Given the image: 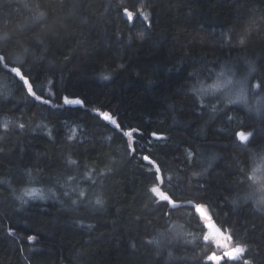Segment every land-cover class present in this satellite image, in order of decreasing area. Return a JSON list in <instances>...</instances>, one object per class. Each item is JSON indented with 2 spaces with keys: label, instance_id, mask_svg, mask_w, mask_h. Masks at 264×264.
<instances>
[{
  "label": "trees",
  "instance_id": "trees-1",
  "mask_svg": "<svg viewBox=\"0 0 264 264\" xmlns=\"http://www.w3.org/2000/svg\"><path fill=\"white\" fill-rule=\"evenodd\" d=\"M141 4L150 20L126 22L122 8ZM39 12L46 19L30 24ZM42 31L43 43L33 39ZM3 32L14 39L0 49L14 58L28 48L22 70L36 78L38 94L55 96L40 104L0 70V264H213L205 259L213 250L203 242L207 221L191 208L169 213L154 203L146 154L162 169L163 190L208 204L211 220L249 245L245 258L264 264V207L244 199L264 148V117L253 119L221 91H193L221 83V70L243 77L249 62L251 85L264 80V0H0ZM64 95L84 106L63 105ZM93 109L109 111L123 131L139 130L135 153ZM237 112V125L226 127ZM239 130L252 131L248 144L236 139ZM31 178L51 189L48 199H17ZM80 190L86 196L73 205ZM97 195L102 208L94 206Z\"/></svg>",
  "mask_w": 264,
  "mask_h": 264
},
{
  "label": "snow or ice",
  "instance_id": "snow-or-ice-1",
  "mask_svg": "<svg viewBox=\"0 0 264 264\" xmlns=\"http://www.w3.org/2000/svg\"><path fill=\"white\" fill-rule=\"evenodd\" d=\"M145 7L147 5L141 4L139 8H137L135 11L130 10L128 7L122 8V15L125 18L126 22L128 23H134V21L137 18H142L144 22H148L150 20V13L148 11H145ZM46 19V13L39 12L38 14L34 15L31 20L30 24H37V22L43 21ZM150 27V24L148 25ZM22 31V29H21ZM47 35L46 32H39L36 33L33 39L43 43V38ZM139 40L144 39V34L140 33L137 37ZM14 37L10 35L8 32H3L0 34V44L7 45L10 43ZM131 40V36L129 37ZM240 45H244L245 38L241 37L239 39ZM22 47V52L18 55H16L14 58L6 53L5 49H0V70H7L9 74H14V76L10 75V79L14 85L17 86L18 89L26 91L27 96H30L33 98L34 101H38L40 104L43 105H52V99L51 97L55 96V93L51 90L48 91L47 95L49 98H45V95L43 93V89L41 90V93L38 94L35 90L34 85L36 84V78L31 76L30 71H23L25 60L24 57L29 54V49ZM10 64L13 65H19V66H9ZM120 69H124V65H119ZM256 72L255 64L252 62L248 63L247 67V73L238 81H236V84L238 85L237 90V99L232 100L229 99L227 103L229 104H235L239 102L240 100L246 101L247 97V81L248 76H250L252 73ZM229 73V79L227 80V84H233V80L231 77L235 76L236 73L233 71V69H228ZM225 72L224 70H221L220 73L217 74V80H219L220 77L224 76ZM18 82L17 83V79ZM104 80L110 79V76L104 75L102 77ZM51 83V81H49ZM252 87H255L257 89L264 90V80L258 81L255 85H252ZM42 88V86H41ZM209 89L212 90L213 94L216 91L221 90V86L219 84L209 85L207 88L201 85L199 88L193 89L195 93H203L207 92ZM10 95L11 92H8ZM5 95L4 92H0V96ZM63 101V105H79L81 107L84 106V101L80 98H69L68 95H64L61 97ZM60 104H56L55 107H60ZM215 111V108H213ZM249 111H256L257 113L261 112V108L257 107L253 109L251 106L248 108ZM93 111L96 113L98 117H100L102 120L107 121L111 125L115 126L116 129H119L123 132V135L128 138V144L127 148L131 153L136 152L135 147V141L133 140V132H138V129H132L131 131H123L121 129L120 123H118L117 119L114 118V116L109 111H101L100 109H93ZM231 120L232 118L229 117ZM19 128L23 129L25 125L23 123H20L18 125ZM5 130H7L8 125H4ZM152 137H155L156 139H164V137L159 136L156 132L151 133ZM253 133L250 131H237L235 133L236 139H238L241 143H248L250 139L252 138ZM150 143V141H149ZM192 153L189 152V156H191ZM142 159L144 161L148 162V165L150 166L148 168V171L150 173L154 174V182L152 183L151 187L149 188L150 193L156 198L154 203H161L163 202L164 206H166L169 209V213L176 211L182 207H188L194 210V213L197 214L198 217H202L203 220L211 221L212 217L210 215V206L202 201L195 202L193 199H188L186 201H182L179 198L174 199V196L178 197V194L175 191H172L171 194H169V191L163 190L165 186V176L162 172L161 167L156 163L154 159H151L149 155H143ZM67 163L69 165H76V161L72 159H68ZM108 171H111V168L108 169ZM31 175V171L28 173ZM100 174H103V170H101ZM194 175H198L194 173ZM250 180L256 181L257 177L253 174L252 176L248 177ZM68 179H75L74 177H69ZM84 179H91V173H86L84 176ZM168 185H171V177L168 178ZM203 187V186H201ZM51 191V189H49ZM75 191V189H73ZM257 191L261 192L262 194L259 196V198L255 199V204L258 207H264V184H261ZM65 196H68L69 193L67 191L64 192ZM183 194L180 193L179 196H182ZM254 193H250L248 196H246L244 199L249 200L254 198ZM78 196L80 199L78 200H72L71 203L73 205H76L80 202L83 198H85L86 193L84 190H80L78 193ZM44 190L42 188H35V187H25L22 191V194L17 197L18 200H20L22 203H27L29 200H36L45 199ZM89 203H93L92 201H88ZM104 199L102 195H97L94 200V206L97 207H103L104 206ZM235 203V201H234ZM169 213H166L168 215ZM202 224L203 221H200ZM89 228L92 226L89 225ZM176 226L173 225V228ZM208 227L213 228V232L211 234L205 233L203 235V242L212 248L213 250L209 252L205 259L207 261L213 262V264H228L229 261L233 262H242V264H251V261L249 259L245 258V254L250 251V247L247 243L242 242L238 236H234V229L225 227L223 222H221L219 225L215 223H209ZM9 234L14 235L11 229H9ZM180 233L177 232L176 236L179 237ZM27 239L29 241H34L37 239L36 236H28ZM149 243H156L159 244V240L153 238V240L148 241ZM172 254L169 252V257H171Z\"/></svg>",
  "mask_w": 264,
  "mask_h": 264
},
{
  "label": "rangeland",
  "instance_id": "rangeland-1",
  "mask_svg": "<svg viewBox=\"0 0 264 264\" xmlns=\"http://www.w3.org/2000/svg\"><path fill=\"white\" fill-rule=\"evenodd\" d=\"M241 78H242V76H239V74H236L235 76L231 77V79L233 80V84H227V80L229 79V76H227V75H224V76L219 78V80L221 81V83H219V85L221 84L220 85L221 86L220 91L222 93L221 96L223 97V99H225L227 101L229 99H232V100L237 99L236 93L238 90V85L236 84V81L240 80ZM252 85H255V84H252ZM252 85H251L250 81H247L246 101L240 100L239 102H237V104L243 106L244 107L243 111H245L246 114H248V115L250 114L251 116H253L252 117L253 119L263 118L264 117V90L252 87ZM221 96H220V98L217 97V99H222ZM249 106H251L253 109L259 107V108H261V112L257 113L256 111H249L248 110ZM229 117H231L232 119L230 120ZM239 118H240V114L238 112L235 114L231 113L226 119L225 126L228 127V123L236 124L235 122H237ZM67 130H68L69 135H76L78 133V129L76 126L70 125L67 128ZM127 131H131V130H127ZM239 131H242V130H239ZM244 131H250V130H244ZM250 132H252V131H250ZM133 136H134V134H133ZM246 144H248V143H246ZM250 174H251V176L254 174L257 177L256 181L252 180L254 188L253 189L251 188L252 193L255 194L254 198H253V200L255 201V199L259 198V196L262 194L261 192L257 191V189L259 188V186L261 184H264V148L261 149V152L257 156V158L254 162L253 169H251ZM29 183H31V185L29 187L42 188L44 190V195L46 197L45 199H48L51 196V191H49L50 188L47 186H43L42 183L37 178L29 179ZM22 191L20 190V193L17 196H20L22 194ZM45 199H43V200H45ZM36 200H40V199H36ZM208 231H209V234H211L214 230H213V228L208 227Z\"/></svg>",
  "mask_w": 264,
  "mask_h": 264
},
{
  "label": "water",
  "instance_id": "water-1",
  "mask_svg": "<svg viewBox=\"0 0 264 264\" xmlns=\"http://www.w3.org/2000/svg\"><path fill=\"white\" fill-rule=\"evenodd\" d=\"M210 222L213 223V220H211V221H207L206 224L208 225Z\"/></svg>",
  "mask_w": 264,
  "mask_h": 264
}]
</instances>
